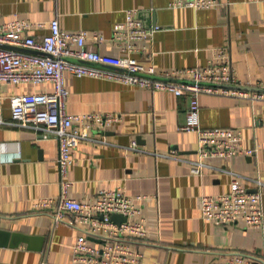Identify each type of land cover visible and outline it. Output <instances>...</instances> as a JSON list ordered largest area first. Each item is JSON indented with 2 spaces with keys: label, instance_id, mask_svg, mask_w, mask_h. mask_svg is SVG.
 I'll list each match as a JSON object with an SVG mask.
<instances>
[{
  "label": "crops",
  "instance_id": "0c3cea01",
  "mask_svg": "<svg viewBox=\"0 0 264 264\" xmlns=\"http://www.w3.org/2000/svg\"><path fill=\"white\" fill-rule=\"evenodd\" d=\"M171 0H0V25L15 18L47 23L28 31L49 33L57 18L66 30L98 31L106 36L87 45L103 55H125L112 39L116 23L135 10L148 27L160 30L132 53L157 75L174 68L207 65L216 49L226 47L233 73L248 87L264 91V0H220L212 8H172ZM3 47L31 52L12 44ZM110 70H120L103 66ZM69 113H113L119 120L94 129L73 149L69 195L84 200L103 188H121L140 204L148 229L142 264H213L235 252L264 255V225L241 221L221 225L201 214V197L230 190L233 177L251 191L264 182V100L223 94L200 95L204 127H233L256 155L212 157L201 174L191 172L197 158V135L182 130L189 97L105 77H78L65 72ZM51 81L0 85V264H70L80 229L34 203L61 193L59 141L55 134L12 121L11 95L52 92ZM134 142L137 146H134ZM263 192L264 186L260 188ZM139 195L146 196L138 199Z\"/></svg>",
  "mask_w": 264,
  "mask_h": 264
},
{
  "label": "built area",
  "instance_id": "2783aa9c",
  "mask_svg": "<svg viewBox=\"0 0 264 264\" xmlns=\"http://www.w3.org/2000/svg\"><path fill=\"white\" fill-rule=\"evenodd\" d=\"M219 5L220 0H171L169 3L172 8L196 9ZM46 25L45 22L23 18H15L0 25V85L46 81L54 84L52 92L15 94L10 97L14 124L43 129L55 134L59 141L61 193L37 199L34 210L50 213L56 221L64 220L68 212L74 214L68 222L81 232L72 245L70 264H142L144 252L139 243L146 239L148 229L140 204L121 188H103L84 200L69 195L74 183L68 177L74 161L73 149L81 140L88 139L91 131L110 126L119 120V116L100 112L69 113L65 72L78 77H105L147 87L152 91L165 89L179 96L187 95L189 106L186 123L180 128L197 135V158L191 161V172L195 174L204 172L209 158L253 156L258 151L257 145H244L240 128L202 126L200 95L223 94L255 101L264 100V91L238 81L233 73L230 53L223 46L215 50L207 65L174 68L164 75H157L153 66L145 67L132 53L140 52L145 47L140 46V42L161 28L157 25L146 26L133 9L128 10L125 19L116 23L113 29L112 39L125 53L121 56L103 55L87 45L89 36L95 43L104 42L106 36L103 33L94 31L89 35L86 30H66L57 18L49 22L50 31L42 38L28 33L31 29ZM1 43L28 47L33 51L23 52L3 47ZM102 65L118 67L120 70H110ZM134 146H137L136 142ZM256 182L259 190L251 191L235 176L229 191L203 195L202 216L221 225L241 221L247 227H262L264 206L260 188L264 182L259 178ZM145 197L139 195L137 198L142 200ZM113 214H121L126 220L117 222L112 219ZM40 264L52 263L43 259ZM213 264H264V255L235 252Z\"/></svg>",
  "mask_w": 264,
  "mask_h": 264
},
{
  "label": "water",
  "instance_id": "95a60500",
  "mask_svg": "<svg viewBox=\"0 0 264 264\" xmlns=\"http://www.w3.org/2000/svg\"><path fill=\"white\" fill-rule=\"evenodd\" d=\"M33 51V50H32ZM38 53H41L39 51H36ZM80 62H84V63H90L88 61H84V60H79ZM92 64V63H91ZM102 66H110V65H102ZM110 67H114V66H110ZM114 68H118V67H114ZM112 219L117 221V222H120L122 220H126V217L125 216H122L121 214H113L112 215Z\"/></svg>",
  "mask_w": 264,
  "mask_h": 264
}]
</instances>
